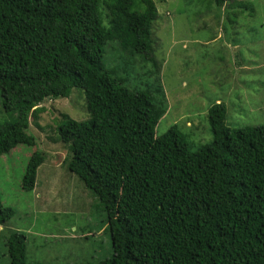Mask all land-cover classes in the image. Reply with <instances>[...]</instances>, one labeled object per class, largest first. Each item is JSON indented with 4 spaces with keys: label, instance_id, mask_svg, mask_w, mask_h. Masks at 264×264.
<instances>
[{
    "label": "trees",
    "instance_id": "16d2710c",
    "mask_svg": "<svg viewBox=\"0 0 264 264\" xmlns=\"http://www.w3.org/2000/svg\"><path fill=\"white\" fill-rule=\"evenodd\" d=\"M154 1L0 0V98L15 115L0 124V156L35 147L30 119L80 90L88 119L59 112L50 139L105 215L113 252L96 264H264V125L231 129L219 103L208 110V145L190 151L175 126L155 135L167 101L151 39ZM227 3L249 8L207 4ZM143 76L152 82L139 88ZM43 161L31 155L22 190L33 191ZM13 216L0 201V233ZM2 237L9 264H26L25 234Z\"/></svg>",
    "mask_w": 264,
    "mask_h": 264
},
{
    "label": "rangeland",
    "instance_id": "374dc122",
    "mask_svg": "<svg viewBox=\"0 0 264 264\" xmlns=\"http://www.w3.org/2000/svg\"><path fill=\"white\" fill-rule=\"evenodd\" d=\"M154 2L151 39L167 101L155 135L175 126L189 150L196 151L212 141L208 110L219 103L227 109L231 129L264 125V0H245L247 10L229 9L227 3L222 11L208 5L209 0ZM110 54L105 47L106 57ZM151 82L145 76L137 81L139 88ZM127 86L137 87L130 79ZM42 107L26 131L35 147L18 145L0 156V201L14 212L4 229L25 234L26 264L108 260L113 251L105 215L92 193L63 166V146L50 139L57 137L53 119L59 112L76 121L88 119L84 95L73 90L69 98ZM14 118L2 109L0 98V124ZM34 152L43 153L44 161L37 169L36 188L26 192L21 180ZM7 231L0 233V264H9L2 237Z\"/></svg>",
    "mask_w": 264,
    "mask_h": 264
},
{
    "label": "crops",
    "instance_id": "0c3cea01",
    "mask_svg": "<svg viewBox=\"0 0 264 264\" xmlns=\"http://www.w3.org/2000/svg\"><path fill=\"white\" fill-rule=\"evenodd\" d=\"M36 183V182H35ZM34 188H36V185H35V187ZM34 190V189H33ZM37 196H40V195H37ZM15 231H17V230H15Z\"/></svg>",
    "mask_w": 264,
    "mask_h": 264
},
{
    "label": "clouds",
    "instance_id": "9594fccd",
    "mask_svg": "<svg viewBox=\"0 0 264 264\" xmlns=\"http://www.w3.org/2000/svg\"><path fill=\"white\" fill-rule=\"evenodd\" d=\"M2 227V226H1Z\"/></svg>",
    "mask_w": 264,
    "mask_h": 264
}]
</instances>
